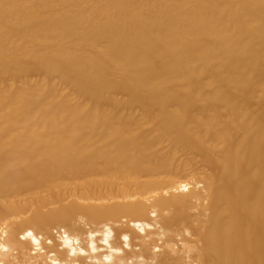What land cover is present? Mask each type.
<instances>
[{
  "label": "bare ground",
  "instance_id": "6f19581e",
  "mask_svg": "<svg viewBox=\"0 0 264 264\" xmlns=\"http://www.w3.org/2000/svg\"><path fill=\"white\" fill-rule=\"evenodd\" d=\"M0 264H264V0H0Z\"/></svg>",
  "mask_w": 264,
  "mask_h": 264
}]
</instances>
